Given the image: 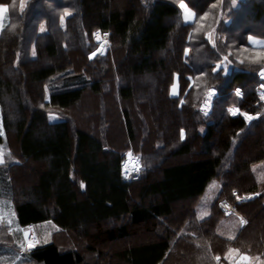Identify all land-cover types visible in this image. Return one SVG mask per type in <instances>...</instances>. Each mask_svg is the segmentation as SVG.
Wrapping results in <instances>:
<instances>
[{
	"label": "trees",
	"instance_id": "1",
	"mask_svg": "<svg viewBox=\"0 0 264 264\" xmlns=\"http://www.w3.org/2000/svg\"><path fill=\"white\" fill-rule=\"evenodd\" d=\"M181 2L194 14L191 23L182 20ZM0 5L6 7L0 30V144L10 158L0 166V191L20 226L37 229L51 221L81 240L85 253L98 255V245L128 239L135 228L157 233L160 220L165 225L172 217H178L177 225L189 200L216 182L220 192L207 218L190 220L173 243L167 224L151 240L118 252V261L264 264V182L253 172L264 163V103L256 91L264 45L249 43L250 36L264 41V0H23V7L22 0H0ZM95 31L107 32L109 41L104 54L89 59L97 47ZM128 47L131 58L122 59ZM158 53L166 58H155ZM122 74L152 80L135 87ZM210 89L216 95L203 115L198 106ZM137 91L145 101L141 108L131 107ZM86 92L101 97V117L94 114L83 124L98 121V132L74 128L66 114ZM151 103L154 126H161L157 139L153 131L146 135L141 112ZM232 108L238 110L234 115ZM117 130L124 132L126 147L115 150ZM129 147L143 162L135 181L121 175ZM232 191L257 196L235 203L245 224L229 240L216 232L224 218L216 201L234 203ZM182 202L181 214L174 216V205ZM10 237L0 227V243ZM28 256L36 264L84 262L80 250H61L55 243L38 244Z\"/></svg>",
	"mask_w": 264,
	"mask_h": 264
},
{
	"label": "crops",
	"instance_id": "2",
	"mask_svg": "<svg viewBox=\"0 0 264 264\" xmlns=\"http://www.w3.org/2000/svg\"><path fill=\"white\" fill-rule=\"evenodd\" d=\"M187 22L190 21H186L185 23ZM263 42L264 41H258L256 39L249 40V43L256 46L257 45L263 46L264 45ZM172 87L173 85L170 88V95L173 97L177 96V93L174 95L171 93ZM182 132L183 135H181ZM184 132L185 131L183 130L180 132L181 140H183L185 136ZM2 134H3V130L1 127L0 135ZM9 161L10 158L8 156L7 151L0 144V166H7ZM253 172L258 182H264V163L254 167ZM4 177L5 180L8 181L7 176L4 175ZM81 188L83 189L82 184H81ZM219 190H220L219 186L216 182H211V183L209 182L206 184V186L204 187L201 193L196 195V197H194L193 199L189 200L188 204L186 205L188 212H186L185 213L186 215H184L181 218L182 222L180 224L174 225L173 227L170 226L171 227L170 229L171 231H173L174 233L173 235L175 236L172 238L171 243L175 242L177 238L182 237L181 231L188 229V223L190 220L201 221L209 216L211 207L220 192ZM1 192L2 189L0 191V227H5L11 237L4 240L3 243H0V264H36L28 256V251L30 250L26 248V244H25V227L20 226L18 224V219L13 209L12 203L9 201V199H7V197H3ZM234 193H236V191H232L231 196L235 201L236 196L234 195ZM236 195L237 197H240L238 196L237 193ZM251 195H254L253 198L257 196V194H251ZM244 224H241L238 218L234 216L224 217L218 223L216 227V232L223 238L233 240L235 239L237 234L241 231ZM165 225L167 224L165 223ZM37 229L39 230V236H40L39 244L41 245L55 243L57 247L61 250H66L70 248L78 249L77 246L74 245L73 241L67 242V240H64V235L65 234L68 235L69 233L61 230L51 221H44L41 222L40 224H37ZM188 234L191 237H195V235L192 233H188ZM231 253L233 252L231 251Z\"/></svg>",
	"mask_w": 264,
	"mask_h": 264
},
{
	"label": "rangeland",
	"instance_id": "3",
	"mask_svg": "<svg viewBox=\"0 0 264 264\" xmlns=\"http://www.w3.org/2000/svg\"><path fill=\"white\" fill-rule=\"evenodd\" d=\"M24 2H25V0H24ZM0 7L4 8L3 11H0V30H1V28L4 26V24L6 22V7L3 6V5H0ZM180 11H181V16H182L183 22L184 21L185 22L186 21H190L191 22L192 19L194 18V14H193V12L191 10H189L191 15L186 14L182 9H180ZM190 22H187V23H190ZM95 42L97 43V47H98L99 44H98L96 39H95ZM107 44H105V46L102 48L101 53H99L97 55L104 54L105 49L107 47ZM257 46H259V45H257ZM123 50L124 51H123L122 59L126 60V59L131 58V56H130V52H131L130 48L129 47L126 48V51L123 48ZM168 51L169 50H167V52ZM171 55H172V53H171ZM155 58H159V59L160 58H166V56L163 55L162 53H158V54L155 55ZM122 76H124V78H126V80H128V83L130 85L135 86V87H138L139 85H142V84L146 85V84L150 83V81L152 80V77L151 78L148 77L146 79H143V77H142V80L140 81V80H136V78H131L130 76L125 75V74H122ZM24 80H25V78H24ZM24 86L27 87V81L26 80L24 81ZM145 90H146V88H145ZM211 90L212 89L207 91L206 96L209 95ZM171 93L173 95L176 94V93L178 94V86H177V81L176 80L173 83V87H172ZM138 94H139V97H138ZM140 95H141V93L137 91V93L135 94V99L133 100V104L131 105V107L135 108L134 107V104H135V105H137L138 107L141 108V105L145 104L144 103L145 101L143 99H139ZM100 98L101 97L98 96V95L94 96V95H91L90 93L86 92V93H84L83 98L80 101V103H78L74 108H72V109H70V110H68L66 112V114L69 116V119L72 122V125H73L74 128H86L89 132H98L99 131V129H100L99 127L100 126H99L98 121L94 123L93 127H91V125H89V127L88 126L85 127L83 124L85 123L84 121L86 119H89V117L94 115V114L97 115V113H98L99 118L101 117V114H100V102H101ZM32 102H34V99H32ZM154 106H155V103H151L150 110L149 109L148 110L142 109L141 112H142V114L144 116L146 125L148 127L147 130H146V135H149V133H151L153 131L155 133L154 137L157 139L158 138L157 135L159 133V130H160L161 126L158 129H156L155 126H154V120H153ZM134 112H133V114H134ZM230 112H231L232 115L235 114V112L232 109H230ZM98 116H97V118H98ZM53 118L54 117H52L51 119H53ZM250 119H251V117L248 115L246 117V120L249 121ZM137 120H138L139 124L142 125L139 117H138ZM0 129H1V122H0ZM115 137H117V141L115 143L114 149L117 150V149L125 148L126 147V142H124V132L122 130H117L116 134H115ZM142 137L143 136H141V138ZM133 148L129 147L126 151L123 152V155H124V153L130 151L133 154H135L139 159H141V156H140L141 154H139V152H137V150L133 149ZM197 149L199 150V152L200 151L204 152V151H202L203 149H202L201 146H198ZM140 165H141L140 169L142 170L143 169L142 160H140ZM185 203L186 202H182V203H177V204L174 205V208H173L174 216L175 215L177 216L178 214H181V212H182L181 209L184 208L183 205H185ZM176 220H178V217L175 220L172 217V219H170V221H168V223H166V224H168L169 226H172V225L175 224ZM177 222H178V224H180L182 222V219L181 220L179 219V221H177ZM111 224H112L111 222H108L107 226L109 227V226H111ZM157 227H158L157 233H154V232H151V231L150 232H146L143 228H135L134 230H132L131 235H130V237L128 239H123V240H120V241H115V242H111V243H105L103 245H98L97 246L98 255H95L93 253H85L84 252L85 244L81 240L76 239L73 234H68V235L65 234L64 235V240H67V242L68 241L69 242L73 241L74 245H76L77 248L82 251L83 257H84L83 264H123L122 262L118 261L117 256H116L117 253L120 252L122 249L130 246V245H136V244H140V243L147 242V241L151 240L152 238L156 237L157 234H159L158 231L162 230V228H165L166 226L159 222ZM37 232H38V236H39V230L38 229H37ZM39 242H40V236H39Z\"/></svg>",
	"mask_w": 264,
	"mask_h": 264
},
{
	"label": "built area",
	"instance_id": "4",
	"mask_svg": "<svg viewBox=\"0 0 264 264\" xmlns=\"http://www.w3.org/2000/svg\"><path fill=\"white\" fill-rule=\"evenodd\" d=\"M93 35L99 44L105 45L108 43L109 34L107 32L96 31L94 32ZM261 70H264V68H261L258 72L259 83L256 87V90L264 100V79H261L259 75ZM234 92L237 97L241 96V92L238 88H236ZM210 93L209 95H207L206 99L203 100L202 103L199 105V111L204 115H207L209 111L211 110L212 100L214 96L216 95L214 90H211ZM140 167H141L140 159L135 154H133L130 151L124 153L122 160H121V175L125 180H136L141 172ZM234 195L236 196L235 203L248 200L252 197V196L237 197L236 193H234ZM235 203H231L225 199H220L216 202V207L223 216L225 217L236 216L240 219L241 223H243V219L240 217V215L238 214L236 210ZM25 232H26V235H25L26 246L28 243L34 242L35 247H36L38 245L39 239H38V233H37L35 225L28 224L25 227Z\"/></svg>",
	"mask_w": 264,
	"mask_h": 264
},
{
	"label": "snow or ice",
	"instance_id": "5",
	"mask_svg": "<svg viewBox=\"0 0 264 264\" xmlns=\"http://www.w3.org/2000/svg\"><path fill=\"white\" fill-rule=\"evenodd\" d=\"M22 7H23V0H22V5H21ZM179 7H180V9H182L186 14H188V15H191V13L189 12V9H188V6L185 4V3H180L179 4ZM4 10V8L3 7H0V11H3ZM205 17H202V19H204ZM253 38L250 36L249 37V40H252ZM214 71H218V69H214ZM259 75H260V77H261V79H264V70H261V72L259 73ZM210 95H211V93H210ZM181 135H183V132L181 133ZM27 247L29 248V249H32V248H34L35 247V244H34V242L33 243H28L27 244Z\"/></svg>",
	"mask_w": 264,
	"mask_h": 264
},
{
	"label": "water",
	"instance_id": "6",
	"mask_svg": "<svg viewBox=\"0 0 264 264\" xmlns=\"http://www.w3.org/2000/svg\"><path fill=\"white\" fill-rule=\"evenodd\" d=\"M102 47H103V44H100L92 53H90L89 59H93L97 54L101 53Z\"/></svg>",
	"mask_w": 264,
	"mask_h": 264
}]
</instances>
